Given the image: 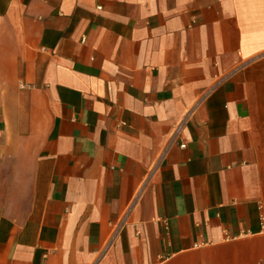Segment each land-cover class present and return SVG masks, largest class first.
I'll return each mask as SVG.
<instances>
[{"label": "crops", "instance_id": "obj_1", "mask_svg": "<svg viewBox=\"0 0 264 264\" xmlns=\"http://www.w3.org/2000/svg\"><path fill=\"white\" fill-rule=\"evenodd\" d=\"M0 264H264V0H0Z\"/></svg>", "mask_w": 264, "mask_h": 264}, {"label": "built area", "instance_id": "obj_2", "mask_svg": "<svg viewBox=\"0 0 264 264\" xmlns=\"http://www.w3.org/2000/svg\"><path fill=\"white\" fill-rule=\"evenodd\" d=\"M83 40V39H82ZM22 86H24V85H22Z\"/></svg>", "mask_w": 264, "mask_h": 264}]
</instances>
